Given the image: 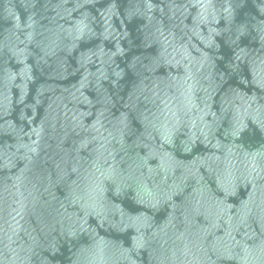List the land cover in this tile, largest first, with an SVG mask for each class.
Instances as JSON below:
<instances>
[{"label": "water", "instance_id": "1", "mask_svg": "<svg viewBox=\"0 0 264 264\" xmlns=\"http://www.w3.org/2000/svg\"><path fill=\"white\" fill-rule=\"evenodd\" d=\"M0 264H264V0H0Z\"/></svg>", "mask_w": 264, "mask_h": 264}]
</instances>
